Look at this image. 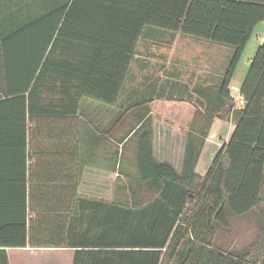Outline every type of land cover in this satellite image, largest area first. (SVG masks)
<instances>
[{"label":"trees","instance_id":"trees-1","mask_svg":"<svg viewBox=\"0 0 264 264\" xmlns=\"http://www.w3.org/2000/svg\"><path fill=\"white\" fill-rule=\"evenodd\" d=\"M263 20L264 0H0V98L21 102L24 132L45 133L51 162L45 175L77 184L84 171L80 118L93 125L87 108L97 103L113 108L112 134L122 144L119 175L128 177L131 193L108 201L16 196V215L0 216V246L72 248V264H264V37L240 86L242 108L232 109L229 91ZM146 32L230 45L217 97L197 105L162 92L119 105ZM156 100L194 107L179 168L155 153ZM215 116L234 128L199 175L195 167ZM82 134L85 141L91 130ZM255 209L259 235L248 247L216 245L217 230L227 228L230 217Z\"/></svg>","mask_w":264,"mask_h":264},{"label":"crops","instance_id":"crops-1","mask_svg":"<svg viewBox=\"0 0 264 264\" xmlns=\"http://www.w3.org/2000/svg\"><path fill=\"white\" fill-rule=\"evenodd\" d=\"M149 40H153L155 45L158 46V48H153L154 64H158L161 71L165 68L164 64L174 65L176 70L173 67L171 70L163 71L162 77L156 78V80L145 79L140 81L138 85H133L131 83L132 66L137 65V68H144L147 64L146 56L148 52L140 55L137 51L128 67L118 99L119 105L128 106L137 102L138 99H146L150 95L161 94L164 91L167 96L172 90L174 98L192 100L197 105L206 104V99L217 97L216 91L224 71L213 77L211 75L213 70L210 71L209 67V64H211L209 51L217 48H212L207 44L196 45L188 37L181 38L180 34L174 37L171 35H155ZM164 44L171 45L169 51L160 47ZM177 44H180L181 49L195 47L194 53L196 55L200 54L203 58L208 59L201 61V63H205L203 67L206 69L199 68L198 70L194 67L187 70L190 61L187 54H183L184 50L178 51L175 49ZM181 69L187 73L183 78L178 74ZM2 87L0 78V90ZM177 104L191 107V110L189 109L191 120L194 112V107L191 104L169 101L166 105ZM151 105L153 106V103ZM156 106L159 107L160 104ZM113 113L112 107L108 108L97 103H91L87 117L92 118L93 125L85 124L86 118L84 119L81 116L78 163L80 166H84V171L77 184L74 185L69 180L70 178L60 175H45V172L51 170L50 156L45 155V148L48 147L45 146V133L40 132L37 136V133L33 132L29 135L28 130L24 132L22 129L24 114L21 102L16 100L3 102L0 98V216L11 217L16 215L14 211L16 196H90L107 201L111 200L113 196H131L128 177L119 175L118 165L123 159L121 154L122 144H115L113 138ZM27 114L28 112L25 111V118H27ZM233 128L234 125L230 120L219 116L213 118L195 167L197 174H205L214 155L229 140ZM86 129L91 130V134L87 136L88 139L86 140L84 136L85 141H83L82 132ZM108 130L111 132L108 133ZM170 132V135L167 136L176 138L178 143L176 153L178 157H181L184 131L182 132L178 126ZM22 135L26 137L24 142L18 139ZM35 135L38 139H35ZM171 141H173V138L165 143L164 148L158 149V153H163L160 159L167 158L171 161L169 154L175 151L174 144L171 145ZM59 149L62 148L59 147L57 152H60ZM46 152H51L50 147ZM116 153L117 157H115ZM155 153L158 154L156 145ZM63 158L58 153L57 160L59 163L62 162L60 160ZM174 166L179 168L180 163L174 164ZM58 169H60V166H58ZM73 254L74 249L72 248L0 246V264H72Z\"/></svg>","mask_w":264,"mask_h":264},{"label":"rangeland","instance_id":"rangeland-1","mask_svg":"<svg viewBox=\"0 0 264 264\" xmlns=\"http://www.w3.org/2000/svg\"><path fill=\"white\" fill-rule=\"evenodd\" d=\"M154 34H155L154 32L153 33L146 32L138 42V46H137L138 53L140 55H143V54H147L148 52V55L146 56L147 64L144 68H139V67L137 68V65L132 66L131 83L133 85H138L140 81H143L145 79L146 80L152 79L151 81L156 80V78L162 77L163 71L166 72L168 70H171L173 67H175L174 70H176V66L164 64L165 68L163 69V71H161L159 65L154 64L153 48H158V46L155 45L153 40H149V38L150 39L153 38ZM184 37H188V36L181 35V38ZM263 37H264V20L261 21L259 24H257L249 42L246 44L239 59V62L235 68L234 74L230 81V85H234L237 89L240 88L242 81L248 70V67L251 63V59L257 47L262 42ZM188 38L191 39L192 42L195 43L196 45L207 44L212 48H217L216 50H212V49H210V51L208 50L209 53L212 55V56L210 55L209 58V61L211 62V64H209V67H210V71L213 70V72L211 73L213 77H216L217 75L221 74L228 64L232 47L228 44L216 43L207 40H200L193 37H188ZM160 47L165 48L166 51H169L171 45L164 44L162 46L160 45ZM175 49L178 51L184 50L183 54H187L188 60L190 61L187 66L188 67L187 70H189V68H194V67L198 70L199 68L206 69L205 67H203L205 63H201V61L205 60L206 57L203 58L202 56H200V54L196 55L194 53L195 47H187L181 49L180 44H177L175 46ZM205 54L207 53L205 52ZM175 55L177 54L175 53ZM178 74L180 75L181 78L187 75V73L184 72L183 69L179 70ZM171 93H173V90L171 91ZM175 93L178 92L176 91ZM233 94L237 96L238 94L237 90L233 92ZM167 102L169 101L156 100L155 102H153V106L151 105V108L153 110V116L155 118L154 119V131L156 138L155 145L158 153V149L164 148L165 143L166 142L168 143L171 140V138H173V141H171V145L174 144L175 151L174 153L171 152L169 156L171 158V161L175 165H177L180 163V159H181L180 157H178V154L176 153L178 143L175 137H170L167 135H170L171 133L170 131L174 127H178V126L180 127L182 132L183 131L185 132V129L190 122L191 107L189 105H182V104L166 105ZM158 104H160L159 107L156 106ZM87 106L89 105L87 104ZM87 111H89V108H87ZM162 155L163 153L157 154L159 158H161ZM260 222H261V216H260V212L257 209H255L254 211H252L251 213L245 216L230 217L229 226L225 229L217 230V236L215 241L216 245L226 250H234V251L244 250L258 237Z\"/></svg>","mask_w":264,"mask_h":264},{"label":"built area","instance_id":"built-area-1","mask_svg":"<svg viewBox=\"0 0 264 264\" xmlns=\"http://www.w3.org/2000/svg\"><path fill=\"white\" fill-rule=\"evenodd\" d=\"M237 90V96L233 94V92H235ZM229 91H230V95L233 99V107L232 109L236 108V109H240L243 107L244 105V99L240 94V88L237 89L234 85H229Z\"/></svg>","mask_w":264,"mask_h":264}]
</instances>
